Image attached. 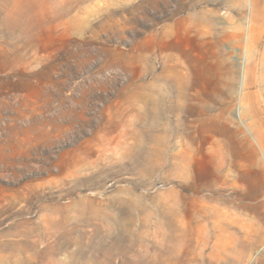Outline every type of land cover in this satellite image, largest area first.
<instances>
[{
	"label": "rangeland",
	"instance_id": "rangeland-1",
	"mask_svg": "<svg viewBox=\"0 0 264 264\" xmlns=\"http://www.w3.org/2000/svg\"><path fill=\"white\" fill-rule=\"evenodd\" d=\"M203 9L236 91L153 160L149 33ZM262 57L264 0H0V264H264Z\"/></svg>",
	"mask_w": 264,
	"mask_h": 264
},
{
	"label": "bare ground",
	"instance_id": "bare-ground-1",
	"mask_svg": "<svg viewBox=\"0 0 264 264\" xmlns=\"http://www.w3.org/2000/svg\"><path fill=\"white\" fill-rule=\"evenodd\" d=\"M230 23L231 21L219 17L214 11L203 9L194 16L181 19L164 31L152 26L147 59L150 78L148 117L153 160L159 151L166 152L169 137L176 135L182 125L187 126L183 120L185 115L200 112V108L208 103V100L235 93L237 75L229 66L224 45L235 37L239 41L244 38L241 26ZM249 31L250 24L246 41L249 40ZM180 32L193 38L194 46L190 51L176 43L175 37ZM261 37L257 39V43ZM167 49L175 52L167 53ZM247 53L248 47L245 45V56L243 54L241 58L237 86V92L242 95L247 82L246 63L244 64ZM262 80L264 82V78ZM202 109V113L210 115L208 109ZM174 121L177 124H173ZM168 161L165 160V164ZM166 206L168 255L171 259L173 239L171 198H167Z\"/></svg>",
	"mask_w": 264,
	"mask_h": 264
}]
</instances>
